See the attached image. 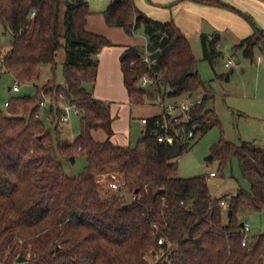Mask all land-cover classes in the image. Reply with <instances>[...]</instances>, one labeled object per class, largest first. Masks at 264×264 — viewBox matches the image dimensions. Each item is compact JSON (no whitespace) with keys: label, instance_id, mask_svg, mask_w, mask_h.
<instances>
[{"label":"trees","instance_id":"obj_1","mask_svg":"<svg viewBox=\"0 0 264 264\" xmlns=\"http://www.w3.org/2000/svg\"><path fill=\"white\" fill-rule=\"evenodd\" d=\"M192 1L243 16L255 29L235 48L251 60L256 49L264 54V30L251 15L223 0ZM103 13L109 25L129 33L143 28L148 36L145 48L128 47L121 58L133 103L150 102L158 93L171 100L203 94V102L189 120L172 121L173 142L158 139L161 114L146 119L136 146L114 144L110 103L85 86L96 83L100 50L112 44L88 30V0H0V29L12 37L4 55L0 44V61L17 81H38L42 66L54 70L59 48H66L64 83L51 81L36 96L13 97L7 112L0 109V264H18L21 253H31V258L20 264H264V233L250 235L243 245L238 217L241 207L264 209V147L224 138L214 146L221 166L239 159L251 186L224 198L227 214L232 210L225 221L223 198L212 194L207 175L178 176V160L189 150L190 140L220 123L207 105L214 93L200 75L189 38L174 21L143 12L136 0H121ZM206 38L202 36L204 59L214 65L223 52ZM158 50V59L145 60ZM144 75L153 80L148 88L140 86ZM41 91L56 99L63 94L79 110L81 132L73 142L58 124L55 142L42 123ZM64 113L50 109L55 121L61 122ZM99 129L106 132V140L95 139L93 132ZM77 155L85 156L87 165L71 176L62 159ZM113 180L136 198L112 191ZM160 189L165 191L154 198Z\"/></svg>","mask_w":264,"mask_h":264},{"label":"rangeland","instance_id":"obj_2","mask_svg":"<svg viewBox=\"0 0 264 264\" xmlns=\"http://www.w3.org/2000/svg\"><path fill=\"white\" fill-rule=\"evenodd\" d=\"M89 1L91 11L101 10L99 7H95V0ZM147 1L150 2V0ZM176 2L178 1L170 4L173 6ZM139 9L141 8L139 7ZM141 10L143 11V9ZM172 10L173 7H171L170 20H180L184 23L186 27L185 31L187 32L185 33L190 39L194 55L198 59L200 75L206 82L211 83L210 87L215 93V98L209 100L208 107L214 109L220 119V123L210 128L206 134H198L190 140L189 150L178 160V176L187 178L207 175L211 192L219 199L231 197L236 194L237 189L250 191V183L242 173L239 159L234 157L225 166H221V161L214 155L213 148L222 138L235 144H240L242 141H250L256 142V145H260L262 141L264 142V103L260 102L264 96V64L259 66L253 65L251 64V60L243 55L242 51H233L234 42L226 34H223L221 40L224 54L216 62V71L218 73H229L230 80L226 82L221 81L219 78H216L213 68L204 59L200 37L202 32H213L215 29L211 27L209 21L204 20L203 16L194 15L192 10L186 8H180L174 12ZM137 31H139L137 33H141L140 31L144 32V29L139 28ZM0 35L2 36L0 44L3 47L2 54L4 55L11 47L12 37L10 34H5L2 29H0ZM62 41L65 43L64 39ZM230 56H233L235 61L233 65L234 73L231 68L229 69L225 66ZM65 59L66 48L62 45L57 52L55 69L53 70L49 64H44L41 68L39 80L36 82L20 83L19 91L12 89L17 80L0 61V109L3 112H7L8 106L6 103L13 97L36 96L37 92L51 81L55 84L64 83ZM93 85L85 83V86L89 90H92ZM42 93L41 91L39 101L41 100ZM48 98L59 105L63 103L67 104L65 101H62L61 97L56 99L50 93H48ZM47 105L46 108H41L39 117L45 127L51 131L54 141L56 142L58 137L56 129V125L58 124L59 130L62 133H67L66 140L70 143L73 142L81 132V115L72 108L68 122L55 121L49 116L51 106L50 104ZM93 134L95 139L99 141H104L107 138L106 132L103 129H99L93 132ZM140 137L141 135L137 131L133 138L132 146L137 145ZM211 155L214 157L208 159ZM62 162L66 173L71 176L82 173L87 165L86 157L82 155H77L75 161L62 159ZM211 172H215L216 176H209ZM110 195H114V193L111 192ZM227 211V208L223 207L225 221L228 218ZM238 217L241 222L250 224L249 234L251 236L264 233V209L259 211L241 207L238 211ZM25 256L31 258V253Z\"/></svg>","mask_w":264,"mask_h":264},{"label":"crops","instance_id":"obj_3","mask_svg":"<svg viewBox=\"0 0 264 264\" xmlns=\"http://www.w3.org/2000/svg\"><path fill=\"white\" fill-rule=\"evenodd\" d=\"M111 1L112 0H95V7H99L101 10H92L88 17V30L104 35L112 43L100 50L98 55L99 65L97 79L91 91L96 98L110 103L114 130L111 141L120 146H132L136 132L138 131L140 135H142L146 128L147 122H145L144 119L161 115L163 110L157 104V101H155V96L152 97L150 102L144 104H135L131 101L130 94L124 81L121 58L128 47L136 46L145 48L149 39L145 32L140 31L141 33H137L139 31L136 30L134 31L136 33H129L121 26L109 25L103 12L112 4ZM175 1L178 2L175 3L176 5L174 4L172 6L170 3ZM223 1L251 15L256 25L264 30V0ZM88 2L90 3L89 0ZM136 3L138 7L143 9L146 14L148 13V15L154 19L165 22L174 21L184 33L186 32V27L183 22L180 20H170L171 7H173V12L180 8H186L192 10L194 15L198 14L199 16H203L204 20L206 19L209 21L211 27L215 30L213 32H202L200 35L201 42L202 36L206 35L207 43H211L214 40L220 50L223 49L221 40L223 34H226V36L230 37L234 42L233 51H242L241 49H236L235 46L244 38L251 35L255 29L254 25L233 10L203 5L192 0H150V2L147 0H136ZM159 7L162 8L158 10L157 8ZM217 33H219V36H217ZM229 58L234 60L233 56ZM218 60L219 58L215 61L214 65L209 63L215 72L216 78H219L223 82L229 81V73H218L216 71V62ZM227 62L225 66L229 69L231 68L234 73L233 65L235 61L231 66H227ZM251 64L257 66L264 64V54L259 49H256L255 58L251 60ZM262 98L260 102L264 103V96ZM64 135L67 136V133L64 132ZM259 146L264 147V142L262 141ZM238 190L239 189H237V192Z\"/></svg>","mask_w":264,"mask_h":264},{"label":"built area","instance_id":"obj_4","mask_svg":"<svg viewBox=\"0 0 264 264\" xmlns=\"http://www.w3.org/2000/svg\"><path fill=\"white\" fill-rule=\"evenodd\" d=\"M2 36L0 35V40ZM146 61H153L150 59V55H146L145 57ZM234 64V60L232 58L228 59L227 66H231ZM153 82L152 78L148 75H144L143 78L140 81V86L142 88H148L149 85ZM14 91H19L20 90V82L17 81V83L12 87ZM62 98V101L66 102L67 104L63 103L61 105L56 104L53 100L51 101L48 98V94L43 92L41 96V100L39 102L40 108H46L50 104L52 108L56 109H62L65 113L62 115L61 119L63 122H68L70 119V110L74 108L76 112L79 114V110L74 106L71 105L69 102H67L66 97L61 94L59 98ZM156 101L157 104L162 108L163 110V121H157V125L160 127V129L163 131L162 134H159V141H165L168 140L170 142H173V136L169 133L170 131V124L174 119H182L184 121L189 120L190 114L192 110L197 107L199 104L203 102V94H197V95H187L184 97H181L177 100H171L168 99L166 96H164L162 93H158L156 96ZM8 105V102L6 103ZM51 109V108H50ZM50 116V112H49ZM51 117V116H50ZM145 122L146 119H144ZM195 127V126H194ZM182 131L185 133L186 130L185 128H182ZM194 131L189 132V136H193ZM211 177L216 176L215 172H211L210 175ZM109 187L117 191L120 196L122 197H131L132 199H135V195L129 194L128 191L122 187L121 183L113 180L109 183ZM221 205L223 207H227L228 203L225 199L221 201ZM249 227L250 224L247 222H244L243 226V239H242V244L246 245L248 243L250 234H249ZM164 238H161L159 240V243H163Z\"/></svg>","mask_w":264,"mask_h":264},{"label":"water","instance_id":"obj_5","mask_svg":"<svg viewBox=\"0 0 264 264\" xmlns=\"http://www.w3.org/2000/svg\"><path fill=\"white\" fill-rule=\"evenodd\" d=\"M121 0H114L113 1V3H112V5H116L118 2H120ZM217 36H219V33H217ZM161 56V51H155V52H153V53H151L150 54V59L151 60H153V61H155L156 59H158L159 57ZM64 136H66V135H64ZM214 156L213 155H211V156H209L208 157V159H212ZM71 160L72 161H75V156H72L71 157ZM165 191V189H160V190H158L156 193H155V195H154V198H156L160 193H163ZM232 214V210H229V216ZM242 225L244 226V222L242 223ZM59 248V246L57 245V249ZM17 262L18 263H25V262H28L29 260H30V258L29 257H27V256H25V255H23V254H21V255H19L18 257H17Z\"/></svg>","mask_w":264,"mask_h":264}]
</instances>
